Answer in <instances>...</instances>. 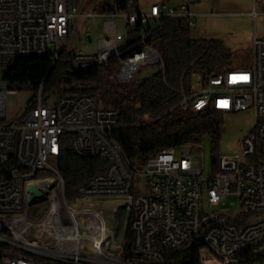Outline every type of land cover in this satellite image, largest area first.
Returning <instances> with one entry per match:
<instances>
[{
	"label": "built area",
	"instance_id": "built-area-1",
	"mask_svg": "<svg viewBox=\"0 0 264 264\" xmlns=\"http://www.w3.org/2000/svg\"><path fill=\"white\" fill-rule=\"evenodd\" d=\"M141 1L107 0L104 14L92 16L101 20L97 52L86 60H79L72 52L67 59L70 70L83 72L116 59L119 83L140 80L143 68L165 69L161 54L146 41L147 27L172 18L193 28L196 19L205 15L196 9L200 2L162 1L145 7ZM79 3L0 0V60L46 55L58 59L72 39L74 19H83L78 14ZM138 28L142 48L126 55L123 49ZM252 53L249 69L210 73L203 87L180 103L184 111L211 109L223 115L252 112L255 117L253 130L239 142L238 153L218 158L217 177L211 179L205 177L199 161L203 160L200 146L194 145L162 150L143 165L132 167L113 138L119 127L118 114L99 108L97 97L92 95L52 100L43 97L41 87L23 121H9L6 102L13 92L0 82V237L39 247L28 236L37 225L42 226L38 239H53L54 246H60L55 260H66L67 264H92L93 246L99 245H106L105 254H116L117 264L131 263V259L165 264L157 261L156 255V248L163 246L177 247V251L197 247L200 264H251L252 259V264H263L264 39H254ZM65 136H71L69 144L77 156L107 162L106 171L81 186L76 195L83 204H119L116 212L122 208L125 220L123 224L121 219L120 232L110 231V222L107 228H99V220L71 216L70 208L58 198L47 200L50 212L43 222L31 220L35 205L28 203L31 184L44 193H66L63 179L49 166L50 159L60 156ZM176 149H181L179 157L174 155ZM43 170L53 171L56 177L37 178ZM138 180L150 187L149 193L142 190L141 195L133 194ZM70 217H77V225H70ZM129 221L133 238L127 248ZM4 226H12L14 235L4 234ZM99 233H106V240H99ZM202 238H211L212 246L202 245ZM16 254L18 249L2 248L0 264H49L39 263L37 256H29V262H16Z\"/></svg>",
	"mask_w": 264,
	"mask_h": 264
},
{
	"label": "trees",
	"instance_id": "trees-1",
	"mask_svg": "<svg viewBox=\"0 0 264 264\" xmlns=\"http://www.w3.org/2000/svg\"><path fill=\"white\" fill-rule=\"evenodd\" d=\"M139 31L140 28L131 33L123 49L124 54L141 50ZM146 41L161 54L165 69L127 84L116 79V59L75 73L67 62L61 60L66 57L65 52L56 60L50 55L3 60L6 62L3 83L10 92L31 89L34 96L30 107L35 104L41 87L44 98L51 95L97 97L102 108L118 114L119 127L113 132V138L132 167L143 165L162 150L185 145L200 146L206 137L216 145L223 128V114L211 109L197 113L184 111L180 103L194 92V76L205 78L210 73L223 71L231 60L230 51L221 40L192 38L189 25L172 18L163 19L157 26L149 25ZM63 139L64 147L56 161L57 172L64 181L67 197L73 198L81 186L106 171L107 162L77 156L69 144L71 136ZM261 148L264 150V144ZM261 154L264 158L262 151ZM257 157L260 158L259 153ZM216 161L215 156L214 164ZM50 173V170L39 171L36 177L45 179ZM129 226L130 221L127 225V248L133 238ZM2 248L13 247L0 242V250ZM19 251L23 255L37 256ZM162 255L165 264H200L197 247L166 250ZM36 258L42 263L67 264L40 256ZM253 262L255 259L249 260V263Z\"/></svg>",
	"mask_w": 264,
	"mask_h": 264
},
{
	"label": "rangeland",
	"instance_id": "rangeland-1",
	"mask_svg": "<svg viewBox=\"0 0 264 264\" xmlns=\"http://www.w3.org/2000/svg\"><path fill=\"white\" fill-rule=\"evenodd\" d=\"M162 1L171 4L200 2L196 9L205 15L196 19V25L191 28L192 38L221 40L224 43L231 53V60L223 71L232 69L247 70L251 67L254 39H264V0H142L141 3L142 5H152ZM107 4V0H80L78 14L87 15L93 13V15L101 16L104 14ZM210 12L212 13L209 15ZM73 24L72 39L64 47L66 57L61 59L63 62H67L68 56L72 52L73 54L89 55L96 53L98 50L97 41L101 37V20L90 17L86 19L76 18ZM78 43L80 44L79 47L76 46ZM5 63L3 60H0L1 83H3ZM155 70L156 67L143 68L139 75L145 78L152 75ZM203 85V77L199 75L193 77L194 92L199 91ZM33 96L34 92L29 88L9 93L6 102L8 120L18 123L30 108ZM50 97L53 100L57 95H51ZM100 106V100H98V107L100 108ZM221 119L223 121V128L218 143L214 145L212 140L206 137L199 149L200 156L203 155V160L199 159V161L202 163L204 175L208 179L217 177L214 164L215 156L218 159L220 157L236 155L240 140L253 130L255 124V117L252 112L226 114ZM174 155L179 157L181 149H176ZM56 161L57 159L49 160V166L53 171H57ZM53 171H51L52 173L47 178L56 177ZM142 190L149 193L150 187L142 183L141 180L135 181L132 189L133 194L135 196L141 195ZM47 200L49 199L37 201L33 206L31 210V220L33 222L41 223L47 217V214L50 212V204ZM63 204H66L65 201H63ZM71 206L90 210V212H97L102 217L112 215L114 222H110V226L112 223V228H114L115 232H120L121 219H124V212L122 208L116 212L115 208L119 204L115 202L83 204V202L76 201ZM41 207L45 208L46 212L41 213ZM27 208L28 206L24 202V209L27 210ZM28 237L32 243L39 246L33 247L35 251L28 252L52 260H55V255H60V252L55 249L53 239L47 240L44 237L41 240L38 239L40 237L38 229L32 230ZM27 247L32 248L30 246ZM43 247H48L49 249ZM93 249L98 254L97 252H92V264H113L117 261L116 254H105L106 245L93 246ZM56 261L67 262L66 260ZM255 264L261 263L256 262Z\"/></svg>",
	"mask_w": 264,
	"mask_h": 264
},
{
	"label": "bare ground",
	"instance_id": "bare-ground-1",
	"mask_svg": "<svg viewBox=\"0 0 264 264\" xmlns=\"http://www.w3.org/2000/svg\"><path fill=\"white\" fill-rule=\"evenodd\" d=\"M93 13L85 14L83 15V18H92ZM73 56H79V60H86L88 59V55H80V54H73ZM46 198L50 200V198H58V201H60V204H63V201L67 204V207L70 208V215L71 216H84L87 220H99V228H107L109 222H111L112 215H106V217L100 216L97 212H90V210H84L80 207L76 208L71 206L74 202H83V200H80V197L76 195L73 198L67 197L66 193H58V191H45ZM114 221L112 220V223ZM51 223L53 224V220H51ZM112 223L110 226V231L115 232L114 228H112ZM70 225H77V217H70ZM41 231L42 226L37 225L36 226ZM55 228V227H54ZM55 230V229H54ZM4 234L6 235H14V228L12 226H4ZM102 236V237H101ZM106 233H99V240H106ZM0 242L5 243L7 245L12 246L15 249L24 250L26 252L28 251H35L34 246L32 244H28L25 241H16L13 238L10 237H0ZM54 243V242H53ZM52 245V244H51ZM202 245L204 246H212V239L211 238H202ZM27 246H30L32 248H28ZM103 246V245H102ZM49 249V248H47ZM55 249L60 252V246H55ZM18 250V254H16V262H29V256L23 255ZM170 250V251H177V247L172 246H163L160 248H156V255H157V261H164L163 258V251ZM94 252H97L93 249ZM31 253V252H29ZM33 254V253H31ZM49 254V253H48ZM98 254V252H97ZM36 255V254H33ZM38 256V255H37ZM199 258L200 262V255L197 256ZM38 261V260H37ZM62 262V261H60ZM39 263H42L39 261ZM67 263V262H63ZM73 264H80V263H73ZM113 264H117V261ZM124 264H155V262L152 261H140V259H131V263H124Z\"/></svg>",
	"mask_w": 264,
	"mask_h": 264
},
{
	"label": "water",
	"instance_id": "water-1",
	"mask_svg": "<svg viewBox=\"0 0 264 264\" xmlns=\"http://www.w3.org/2000/svg\"><path fill=\"white\" fill-rule=\"evenodd\" d=\"M28 203L30 206L34 205L37 201L46 200L45 193L35 184H31L28 188Z\"/></svg>",
	"mask_w": 264,
	"mask_h": 264
}]
</instances>
